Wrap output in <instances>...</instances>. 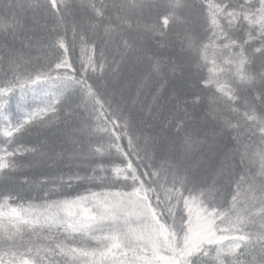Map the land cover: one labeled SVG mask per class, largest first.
I'll list each match as a JSON object with an SVG mask.
<instances>
[{"label":"snow or ice","instance_id":"1","mask_svg":"<svg viewBox=\"0 0 264 264\" xmlns=\"http://www.w3.org/2000/svg\"><path fill=\"white\" fill-rule=\"evenodd\" d=\"M0 124V264H264V0H0Z\"/></svg>","mask_w":264,"mask_h":264},{"label":"trees","instance_id":"2","mask_svg":"<svg viewBox=\"0 0 264 264\" xmlns=\"http://www.w3.org/2000/svg\"><path fill=\"white\" fill-rule=\"evenodd\" d=\"M77 55H79V49H77ZM18 99H19V90L17 89L15 92V95L12 96L10 104H9L10 112L13 114H16L17 116L20 115V113L17 111ZM25 103H26V109L25 110L34 109L35 106L39 103V96L34 97L32 92L29 91L27 94ZM0 127H3V125L0 124ZM29 139H31V138L26 137L23 142L25 144H29V146H30V144H31V142H33V140L30 141ZM28 141H30V142H28ZM0 147H3L2 138H0ZM33 195H34V193H33Z\"/></svg>","mask_w":264,"mask_h":264},{"label":"rangeland","instance_id":"3","mask_svg":"<svg viewBox=\"0 0 264 264\" xmlns=\"http://www.w3.org/2000/svg\"><path fill=\"white\" fill-rule=\"evenodd\" d=\"M16 2H17V3H21V2L26 3V2H28V0H16ZM29 140L31 141V140H33V138H31V139H29ZM30 141H28V142H30Z\"/></svg>","mask_w":264,"mask_h":264}]
</instances>
